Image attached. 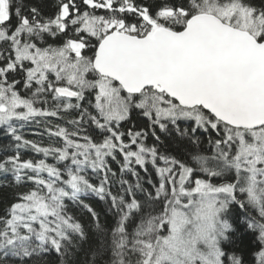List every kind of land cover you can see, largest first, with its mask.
<instances>
[{"label": "snow or ice", "instance_id": "6c2138e0", "mask_svg": "<svg viewBox=\"0 0 264 264\" xmlns=\"http://www.w3.org/2000/svg\"><path fill=\"white\" fill-rule=\"evenodd\" d=\"M0 131V264H264V0H0Z\"/></svg>", "mask_w": 264, "mask_h": 264}, {"label": "trees", "instance_id": "16d2710c", "mask_svg": "<svg viewBox=\"0 0 264 264\" xmlns=\"http://www.w3.org/2000/svg\"><path fill=\"white\" fill-rule=\"evenodd\" d=\"M134 122H135V118H134ZM37 133H43V128L42 127H38L35 124L32 125H27L25 127L24 130V135L26 138H29L31 140H36V141H40L43 142L44 144L48 143V138L47 135H37ZM4 135L1 133L0 131V150H2L5 146H8L12 143V141L5 136V139L3 137ZM151 141H149L150 143ZM207 145H205L206 147ZM165 147H167V145H165ZM172 147H175V144L172 145ZM32 152H30L27 157H32L35 154L32 153V155H30ZM144 176H146V178H152L154 179V175L152 174H142ZM90 203H93V205L97 208L98 211H101L102 209L106 208V205L104 204V202L99 201L96 197H91L89 199ZM83 219L85 220V222H87L88 217L86 214L83 215ZM101 219L105 222V223H110L111 222V217L110 216H106L103 212L101 215ZM234 227L236 228V233L234 234H229L231 237V242H225V244L223 245V247L226 250H234V251H241L244 250L245 251V259H252V256L248 255L247 253L252 249H255L256 247V242L254 240H252V236L250 234H248L246 226L242 223H240L239 221H237L234 224ZM254 255V253H253ZM78 260L80 262H82L84 260V255L80 254V256L78 257Z\"/></svg>", "mask_w": 264, "mask_h": 264}, {"label": "bare ground", "instance_id": "6f19581e", "mask_svg": "<svg viewBox=\"0 0 264 264\" xmlns=\"http://www.w3.org/2000/svg\"><path fill=\"white\" fill-rule=\"evenodd\" d=\"M24 130H25V128H24ZM24 130H23V132H24ZM1 133L4 135V133L1 131ZM5 136L6 135H4L3 137H4V139H5ZM7 137V136H6ZM9 138V137H8ZM27 139H29V138H27ZM30 153V151H28V152H25V156L27 157V155ZM30 155H32V153L30 154ZM154 179H155V177H154Z\"/></svg>", "mask_w": 264, "mask_h": 264}]
</instances>
